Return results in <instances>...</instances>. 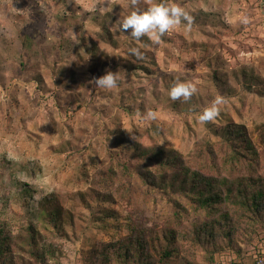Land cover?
I'll list each match as a JSON object with an SVG mask.
<instances>
[{
  "label": "rangeland",
  "instance_id": "374dc122",
  "mask_svg": "<svg viewBox=\"0 0 264 264\" xmlns=\"http://www.w3.org/2000/svg\"><path fill=\"white\" fill-rule=\"evenodd\" d=\"M155 2L0 0V264H93L101 253L139 264L166 251L250 264L264 254V199L257 217L236 203L264 194V0H169L192 26L159 42L117 29ZM108 70L119 86L97 87ZM177 78L196 85L190 101L170 98ZM217 95L219 115L200 121ZM148 150L172 152L213 186L172 189ZM210 194L220 197L197 205Z\"/></svg>",
  "mask_w": 264,
  "mask_h": 264
},
{
  "label": "clouds",
  "instance_id": "9594fccd",
  "mask_svg": "<svg viewBox=\"0 0 264 264\" xmlns=\"http://www.w3.org/2000/svg\"><path fill=\"white\" fill-rule=\"evenodd\" d=\"M192 20L193 17L189 11L179 3H170L169 0H157V2L152 3L147 9L134 8L123 18H118L115 21V25L120 32L136 40H139L144 35H148L153 40L159 42L165 33L183 22H187L186 27L190 29ZM243 22H247L246 17ZM129 29L131 31L127 32ZM130 51L138 58H142L145 55L137 47L132 48ZM94 82L99 88L114 89L119 86L118 73L108 70L104 75L94 78ZM196 91V85L193 82L177 78L169 89V96L172 100L183 98V101L187 102L191 100ZM224 102L225 97L217 95L209 106L197 113L199 120L207 122L215 119L220 112L219 106ZM144 119H157V112L155 110H147L144 113Z\"/></svg>",
  "mask_w": 264,
  "mask_h": 264
},
{
  "label": "trees",
  "instance_id": "16d2710c",
  "mask_svg": "<svg viewBox=\"0 0 264 264\" xmlns=\"http://www.w3.org/2000/svg\"><path fill=\"white\" fill-rule=\"evenodd\" d=\"M31 38L26 37L25 38V43L24 46L25 47H29V49L31 48L30 45L28 44H32ZM233 132V137L232 139H230V142L236 143L238 141H240V133L236 130L232 131ZM236 136H238L239 138H237ZM229 143V142H228ZM227 146L230 147L229 144H227ZM140 152V151H139ZM160 150H155L154 152H151L150 150L148 151H142L140 152V154L142 156H145L146 160H158L159 159V163L161 166V169L164 170L166 172V170H169L171 176L173 177L172 182H171V188L172 189H176L178 188V190L180 192H195L197 190L198 187V183H200L204 177H197L196 174V170H193L192 172L190 171H186L183 170V168H181V162L179 158H177L172 152H167L166 155L163 157L162 156V152L159 153ZM256 153V152H255ZM237 155H240V152L235 153ZM141 156V157H142ZM147 156H150L149 158ZM180 167V171H178L177 168ZM178 171V173H177ZM196 177V178H195ZM143 181L144 184L148 185L152 183V175L149 173H145L143 176ZM155 182L158 183L157 179L155 178ZM213 180L210 178H204L203 184L205 185V187L211 188V186H213ZM104 188V187H103ZM233 190L230 189L227 192V196L225 198H228V196H232ZM220 196L213 195L210 194L209 200L208 201H198L197 205L201 206L203 203H205V205H208L210 202H215L218 200ZM264 199V194L263 193H257L254 194L252 196H250L249 198H245L244 200H240V201H236L237 204H239V207L246 209L247 208V215L248 213H252L251 215L254 217H257V214L260 213V206L262 205V200ZM249 200H251V202H249ZM254 207V209L252 208ZM242 217H246V215H243ZM225 220H228L229 222H233V218L225 215L222 217ZM132 243V242H129ZM133 243L135 244H140V239H136L135 241H133ZM201 243V242H200ZM199 243V246H200ZM228 244L231 246L232 245V241L229 240ZM141 245V244H140ZM236 251H240L239 246L236 247ZM174 252V251H173ZM126 253V252H125ZM98 255H103L100 259L94 258L92 259V263L93 264H120L119 261H122L121 264H133L132 261V257L129 254H125L124 256L118 254V255H114L112 257H109L106 254H98ZM97 255V256H98ZM96 256V257H97ZM143 253L140 254V259H139V264H193L192 259H187L185 258L182 254H178V252L176 251L175 253H170V251H166L164 252L158 259L157 261H151L148 258L142 257ZM264 258V254L259 257L258 259ZM211 263L212 261H214V257L213 255H211V257L209 258ZM258 259L254 260L252 263L253 264L255 261H257ZM235 262H230V263H226V264H234ZM242 264V263H240Z\"/></svg>",
  "mask_w": 264,
  "mask_h": 264
},
{
  "label": "built area",
  "instance_id": "2783aa9c",
  "mask_svg": "<svg viewBox=\"0 0 264 264\" xmlns=\"http://www.w3.org/2000/svg\"><path fill=\"white\" fill-rule=\"evenodd\" d=\"M221 264V263H220ZM234 264H240V263H234ZM253 264H264V258L258 259Z\"/></svg>",
  "mask_w": 264,
  "mask_h": 264
}]
</instances>
